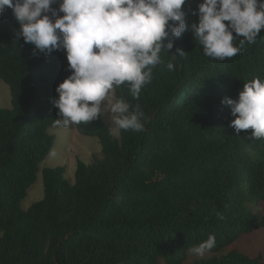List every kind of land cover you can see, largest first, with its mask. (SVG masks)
<instances>
[{
  "label": "trees",
  "instance_id": "obj_1",
  "mask_svg": "<svg viewBox=\"0 0 264 264\" xmlns=\"http://www.w3.org/2000/svg\"><path fill=\"white\" fill-rule=\"evenodd\" d=\"M201 2L186 0L189 30L162 50L139 98L127 83L114 90L144 113L143 131L120 129L117 138L102 116L74 124L98 138L102 157L78 160L74 184L64 167L43 169L44 199L26 211L21 203L55 143L52 99L72 72L66 50L34 56L35 46L17 37L13 10L0 15V80L12 98L0 109V264H184L209 235L216 245L208 253L218 254L264 228L248 208L264 202V138L249 139L252 129L237 134L222 103L238 99L245 83L264 82V29L232 58L208 57L191 30ZM196 264L264 261L233 250Z\"/></svg>",
  "mask_w": 264,
  "mask_h": 264
},
{
  "label": "clouds",
  "instance_id": "obj_2",
  "mask_svg": "<svg viewBox=\"0 0 264 264\" xmlns=\"http://www.w3.org/2000/svg\"><path fill=\"white\" fill-rule=\"evenodd\" d=\"M57 3L58 10L52 7ZM185 4L186 0H0V15L6 8L13 10L20 24L17 37L35 46L34 56L66 50L72 74L52 99L59 110L55 123L69 127L110 113L118 129L143 131L145 117L139 107L132 109L123 99L113 102L112 96L116 87L127 83L132 96L139 98L153 69L162 63V50L169 53L175 39L189 30ZM192 15L199 17L191 30L204 55L223 61L241 53L246 43H255L264 29V0H202ZM240 37L239 47L234 46ZM176 52L185 55L181 49ZM167 68L173 70L174 65L169 62ZM222 103L235 117L230 127L237 134L252 129L249 139L264 138V82H247L238 99L225 98ZM215 245V235H209L189 251L202 257Z\"/></svg>",
  "mask_w": 264,
  "mask_h": 264
},
{
  "label": "rangeland",
  "instance_id": "obj_3",
  "mask_svg": "<svg viewBox=\"0 0 264 264\" xmlns=\"http://www.w3.org/2000/svg\"><path fill=\"white\" fill-rule=\"evenodd\" d=\"M11 99L9 86L0 80V109H10L12 107ZM112 101H117L115 95L112 96ZM110 115V113L102 114V120L110 128L114 136L119 138L120 129L113 124ZM48 133L55 136V143L47 158L40 164L37 179L28 190L27 197L21 203V207L25 211L34 203L44 199L43 169L64 167L66 169V180L71 184H74L78 160H81L86 164H92L95 158L102 157V149L98 138L81 135L75 129L74 124L69 127H64L60 124L52 126L48 129ZM52 153H54V155ZM248 208L257 215L259 221L264 222V202L258 206L249 204ZM233 250L251 258L261 256L264 261V228L243 235L231 246L218 254L207 252L201 257L188 251V257L184 264H196V262L207 260L215 256L219 257L226 255ZM159 264L167 263L164 260H161Z\"/></svg>",
  "mask_w": 264,
  "mask_h": 264
}]
</instances>
